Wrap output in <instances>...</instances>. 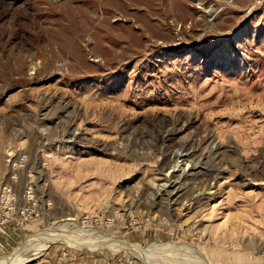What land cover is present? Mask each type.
I'll return each mask as SVG.
<instances>
[{
	"label": "rangeland",
	"instance_id": "374dc122",
	"mask_svg": "<svg viewBox=\"0 0 264 264\" xmlns=\"http://www.w3.org/2000/svg\"><path fill=\"white\" fill-rule=\"evenodd\" d=\"M64 224L264 264V0H0V259L148 264Z\"/></svg>",
	"mask_w": 264,
	"mask_h": 264
},
{
	"label": "bare ground",
	"instance_id": "6f19581e",
	"mask_svg": "<svg viewBox=\"0 0 264 264\" xmlns=\"http://www.w3.org/2000/svg\"><path fill=\"white\" fill-rule=\"evenodd\" d=\"M53 243H62L71 246L90 243L108 248L114 252L127 251L148 264H183L178 261V258L172 255L191 256L183 251L173 250L167 246L150 245L141 247L139 245L129 244L119 237L104 235L92 228L78 227L75 224H64L46 236L42 247L34 251L31 258L38 253L44 252ZM191 258L194 264H207L198 256L192 255ZM14 260V256L3 258L0 259V264H10Z\"/></svg>",
	"mask_w": 264,
	"mask_h": 264
}]
</instances>
